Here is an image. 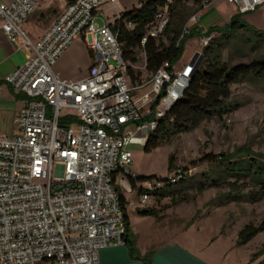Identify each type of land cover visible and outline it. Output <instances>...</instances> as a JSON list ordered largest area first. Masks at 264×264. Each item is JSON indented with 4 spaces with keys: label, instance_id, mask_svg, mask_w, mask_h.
Wrapping results in <instances>:
<instances>
[{
    "label": "built area",
    "instance_id": "built-area-1",
    "mask_svg": "<svg viewBox=\"0 0 264 264\" xmlns=\"http://www.w3.org/2000/svg\"><path fill=\"white\" fill-rule=\"evenodd\" d=\"M227 1L238 13L264 5V0ZM174 2L165 0L156 12L150 35L164 32ZM37 5L36 0L0 1L2 31L10 39L20 37L21 48L30 54L5 77L27 102L18 115V132H0V263L100 264L102 250L125 242L114 176L131 174V147H145L158 119L182 96L196 62L173 75L165 63L149 81L133 85L111 26L122 13L118 0H72L34 41L23 24ZM196 20L193 15L189 22ZM76 41L85 44L93 62L85 77L65 79L55 66ZM165 86L155 118L143 121L139 102L151 105ZM146 88L143 96H134ZM64 109L75 113L63 117ZM62 119L77 121V131ZM184 177L187 172L178 169L143 181L140 206L146 207L151 192Z\"/></svg>",
    "mask_w": 264,
    "mask_h": 264
},
{
    "label": "rangeland",
    "instance_id": "rangeland-1",
    "mask_svg": "<svg viewBox=\"0 0 264 264\" xmlns=\"http://www.w3.org/2000/svg\"><path fill=\"white\" fill-rule=\"evenodd\" d=\"M118 1L119 5L127 10L138 5V0ZM230 7L233 5L225 3L222 9ZM199 12L186 17L187 32L193 29L191 27L194 22H189L190 18ZM247 14L252 16L253 13ZM226 24L221 23L220 27ZM207 26L206 24L205 27ZM186 31L183 29V34L187 33ZM246 32L252 40L261 34L255 27L249 28ZM241 35L246 33L240 32L239 36ZM221 37L222 35L218 33L200 38L194 34L189 35L185 41L184 52L174 70L176 72L182 70L190 61L196 62V69L204 59L197 57L198 54H202L204 46L210 39ZM229 38L232 44L226 48L224 58L231 64L247 61L254 55L247 49L245 56H242L239 50L242 49L243 42L240 39L234 40L233 36ZM144 67L145 56L140 54V60L134 68L141 72L142 78L147 82L149 75ZM147 91L149 88L136 90L134 96L138 99ZM230 100L233 104H238L237 109L224 114L221 118L216 117L203 122L188 132L175 134L152 151H146L145 147L140 145L131 147L133 150L131 174H138L136 170L138 167L140 171L148 172V175L161 178L182 169L187 172L188 178L184 183L168 188L179 193L175 198L176 205L171 204L169 197L162 198L159 207L155 197L148 200L146 207L157 206L163 209H160L163 212L156 217L141 215L135 209L141 207L140 196L131 189L124 176L121 174L117 176V185L131 203L128 206L130 224L138 229L142 235V242L146 245L159 247L167 240H171L197 254L207 264L263 262L264 254H260V251L264 246V230L247 244L239 245L237 240L238 233L244 225L264 224V197L252 201L250 199L252 192L258 189L252 181L228 174L220 163H208L203 161V157L207 154L234 155L232 161H235L240 158V150L243 148L264 159V80L254 79L233 85ZM139 105L143 106L141 110L147 115L150 103L142 100ZM74 113V110L64 109L61 115L64 117L66 114ZM61 124L72 126L76 131L78 129L77 121L62 119ZM212 180H217V187L208 185ZM235 195H239L241 200L229 199V196Z\"/></svg>",
    "mask_w": 264,
    "mask_h": 264
},
{
    "label": "trees",
    "instance_id": "trees-1",
    "mask_svg": "<svg viewBox=\"0 0 264 264\" xmlns=\"http://www.w3.org/2000/svg\"><path fill=\"white\" fill-rule=\"evenodd\" d=\"M211 1L175 0L170 8L169 24L158 37L150 35L149 30L154 23L156 12L161 9L165 0H138L136 7L131 10H123L120 17L111 24L121 45L123 55L128 62V74L133 85H140L146 82L142 78L141 72L134 68L140 60V54L145 56V70L149 75L147 80H150L165 63L169 64L168 70L173 75L174 67L180 61L184 52L185 41L189 35L194 34L199 38L210 37L214 33L222 35L221 38L210 39L204 46L202 63L191 73L188 85L182 96L174 103L173 107L168 109L163 117L158 119L156 129L149 134L145 145L146 151H152V149L159 147L175 134L188 132L203 122L210 121L216 117L221 118L224 114L237 109L238 104H233L230 100L233 85L254 79L264 80V31L258 30L261 34L255 40H252L246 31L249 28L254 29V27L245 21L246 13L234 14L229 23L223 27L212 26L204 32L199 28H194L183 34V29L185 31L187 22L186 17L189 14L199 12ZM128 24H132V27H128ZM240 32H245L246 35H241L240 37ZM229 36H233L236 41L240 39L243 42L242 49L239 50L242 56H245L247 49L254 55L247 61L231 64L224 58L226 48H229L232 44ZM144 37L147 40L142 44ZM165 93L166 86L162 89L157 99L151 103L150 113L144 116L143 121H151L155 118L156 107ZM240 151L241 156L235 161H232V156L234 155L225 154H220L219 156L207 154L203 157V161L220 163L228 174L237 175L239 178H248L258 187L255 192H252L250 199L258 201L264 197V159L243 148ZM123 176L127 179L131 189L136 191L139 196L144 193V189L140 185L143 181L158 178L156 175L129 173H124ZM187 179V177H184L178 183H184ZM113 181L124 212L126 224L124 245L128 247L129 253L133 258L142 259L145 264H152V253L142 257L137 249L135 236L131 231L128 217L129 202L117 185L115 176ZM175 185H167L151 193L158 196L157 201L164 197H169L171 204L176 205L177 200L175 198L179 196V193L174 189L168 190V188L170 189ZM208 185L217 187L218 182L217 180H212ZM229 199L232 201L241 200L239 195L229 196ZM160 209L139 207L137 211L141 215L159 217V213L163 212ZM263 230L264 224L256 226L248 223L240 229L237 243L239 245L247 244ZM260 254H264V246ZM260 264H264V260Z\"/></svg>",
    "mask_w": 264,
    "mask_h": 264
},
{
    "label": "crops",
    "instance_id": "crops-1",
    "mask_svg": "<svg viewBox=\"0 0 264 264\" xmlns=\"http://www.w3.org/2000/svg\"><path fill=\"white\" fill-rule=\"evenodd\" d=\"M0 1L10 3L14 0ZM36 1L38 3L36 10L23 24V29L34 41L38 40L47 31L72 0ZM225 3L229 6L231 5L227 0H212L206 8H203L197 14V20L193 24L190 23L189 26L191 27L192 24L191 28H199L204 32L212 26L228 23L231 17L238 12L234 6L223 10L222 6ZM119 8L121 11L127 10L121 6ZM250 13H253L252 16L246 13L245 21L258 30L264 31V5L255 12ZM206 24L208 25L207 27H205ZM21 44L22 40L20 37L8 38L2 31L0 24V132L6 135H13L18 132V115L27 102V97L24 93L15 92L11 85L5 82V77L23 65L30 56L27 51L21 48ZM92 62V53L84 43L76 41L59 58L55 70L62 78L77 80L86 76ZM136 170L139 175H148V172L140 171L138 167H136ZM135 193L137 194L136 191ZM153 197L157 199L158 196L152 195ZM126 199L128 200V198ZM159 202L157 201V206ZM138 208L135 209L137 210ZM131 231L135 236L136 246L140 255L143 257L148 253H152V264H207L197 254L182 245L171 242V240H167L159 247L146 245V243L142 242V235L134 225L131 226ZM100 264L145 263L142 259L133 258L129 253L128 247L121 245L104 249L100 254Z\"/></svg>",
    "mask_w": 264,
    "mask_h": 264
},
{
    "label": "water",
    "instance_id": "water-1",
    "mask_svg": "<svg viewBox=\"0 0 264 264\" xmlns=\"http://www.w3.org/2000/svg\"><path fill=\"white\" fill-rule=\"evenodd\" d=\"M197 57H198L199 59H203V55H202V54H198Z\"/></svg>",
    "mask_w": 264,
    "mask_h": 264
}]
</instances>
